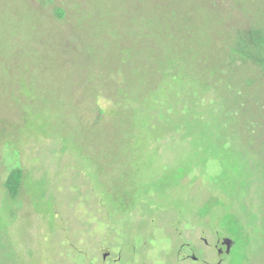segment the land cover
I'll list each match as a JSON object with an SVG mask.
<instances>
[{
	"label": "rangeland",
	"instance_id": "obj_1",
	"mask_svg": "<svg viewBox=\"0 0 264 264\" xmlns=\"http://www.w3.org/2000/svg\"><path fill=\"white\" fill-rule=\"evenodd\" d=\"M0 264H264V0H0Z\"/></svg>",
	"mask_w": 264,
	"mask_h": 264
},
{
	"label": "trees",
	"instance_id": "obj_2",
	"mask_svg": "<svg viewBox=\"0 0 264 264\" xmlns=\"http://www.w3.org/2000/svg\"><path fill=\"white\" fill-rule=\"evenodd\" d=\"M22 178H23V171L20 167H14L8 173V175L5 179L4 185H5V188H6L8 194L11 198H15L18 195L19 188L21 186Z\"/></svg>",
	"mask_w": 264,
	"mask_h": 264
},
{
	"label": "flooded vegetation",
	"instance_id": "obj_3",
	"mask_svg": "<svg viewBox=\"0 0 264 264\" xmlns=\"http://www.w3.org/2000/svg\"><path fill=\"white\" fill-rule=\"evenodd\" d=\"M222 240H223V238H220V237H218L217 240H216L217 248H218L217 249V253L220 256L218 261H222V257L223 256H227V255L224 254L225 246L222 245ZM234 245H235V243H234ZM185 246L188 247V242H185ZM178 253L182 254V258H181L182 260H188L190 258L193 259L192 256H188L186 253L184 254L182 252V250H180Z\"/></svg>",
	"mask_w": 264,
	"mask_h": 264
},
{
	"label": "water",
	"instance_id": "obj_4",
	"mask_svg": "<svg viewBox=\"0 0 264 264\" xmlns=\"http://www.w3.org/2000/svg\"><path fill=\"white\" fill-rule=\"evenodd\" d=\"M234 240L229 237H225L222 240V245L225 246L224 254L229 255L231 252L232 247L234 246ZM193 259H196L194 256H192Z\"/></svg>",
	"mask_w": 264,
	"mask_h": 264
}]
</instances>
